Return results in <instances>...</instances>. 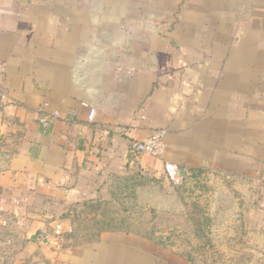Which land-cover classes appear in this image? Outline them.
<instances>
[{"label": "crops", "instance_id": "obj_1", "mask_svg": "<svg viewBox=\"0 0 264 264\" xmlns=\"http://www.w3.org/2000/svg\"><path fill=\"white\" fill-rule=\"evenodd\" d=\"M0 60V264H204L135 232L72 239L71 205L163 169L129 152L159 128L164 160L258 183L255 208H218L237 220L218 231L259 251L221 264H264V0H0Z\"/></svg>", "mask_w": 264, "mask_h": 264}, {"label": "rangeland", "instance_id": "obj_2", "mask_svg": "<svg viewBox=\"0 0 264 264\" xmlns=\"http://www.w3.org/2000/svg\"><path fill=\"white\" fill-rule=\"evenodd\" d=\"M95 1L150 2V0ZM139 167L141 166L131 168V172H137ZM142 169L147 176L158 178L154 184L161 186L162 194L175 199L169 218L166 217L160 221L154 218L148 212L147 205L134 199L129 190H122L118 177L124 173L112 174L110 182L106 183L100 192V197L71 205L73 212L69 218L75 229L72 233V239L75 242L97 238L99 225L105 224L104 222L111 218L115 219L117 227H129L154 235L178 252L192 256L204 264H221V261L226 259H232L236 263L246 262L258 254V248L247 242L245 237L247 233L244 231L239 234L227 229L226 235L219 234L218 230L222 224L229 226L230 222H237V220L236 216H223L217 212V208L226 207L229 208L228 211H231L232 207L237 206L243 209L257 206L261 199L258 183L249 182L245 186L236 187L231 179L195 173V180L187 181L183 186H175L168 180L163 169L159 172ZM221 196L227 198L224 207L220 206ZM187 210L192 214H189ZM201 210L207 211L208 214L200 215ZM239 218V223L242 224L243 217ZM122 220L125 221L122 222ZM200 224L206 227H200Z\"/></svg>", "mask_w": 264, "mask_h": 264}, {"label": "built area", "instance_id": "obj_3", "mask_svg": "<svg viewBox=\"0 0 264 264\" xmlns=\"http://www.w3.org/2000/svg\"><path fill=\"white\" fill-rule=\"evenodd\" d=\"M6 71L5 63L0 60V82L3 74ZM9 101L7 93L0 87V103L5 106ZM97 113V109L93 106H89L87 120L93 122ZM59 116V112L56 111L52 114H41L39 122L44 129H48L53 122ZM166 135L167 131L164 128L154 130L150 136L142 140H134L130 145V153L134 156L143 154L150 155L154 158L163 161V171L170 182L175 186L183 185L189 180L195 179V173L190 169L179 166L173 162L164 160L166 153ZM64 223L59 222L55 225L54 234L61 235L64 232Z\"/></svg>", "mask_w": 264, "mask_h": 264}, {"label": "trees", "instance_id": "obj_4", "mask_svg": "<svg viewBox=\"0 0 264 264\" xmlns=\"http://www.w3.org/2000/svg\"><path fill=\"white\" fill-rule=\"evenodd\" d=\"M157 181H158L157 177L147 176L141 167L138 168L137 172H131V169H129L123 175L118 177V182L121 185L122 190H129L130 192H132L133 198L136 199L139 203L147 205V207L149 208L148 212L154 218H157L160 221L163 218H166V217L169 218V215H170L169 213L172 211L171 206L172 204H174L175 199L166 194H162L161 186L154 184ZM226 199L227 198L224 196H221L219 198V201H221L220 203L221 207H224V203ZM84 204H88V203H84ZM124 221L125 220H122V222ZM104 223L105 224L99 225V227L97 228L99 229L98 230L99 234L103 231L135 232V233L141 234L142 236L146 238H149L150 240L161 243V240H159L156 236L154 235L151 236L149 233L143 232L141 230L130 229L129 227L128 228L117 227L115 219L113 220L110 218L107 222H104ZM74 230L75 229L73 226L71 235L72 233H74Z\"/></svg>", "mask_w": 264, "mask_h": 264}]
</instances>
